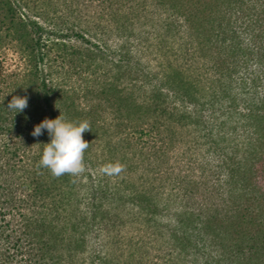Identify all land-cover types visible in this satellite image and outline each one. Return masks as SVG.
Segmentation results:
<instances>
[{
  "label": "trees",
  "instance_id": "obj_1",
  "mask_svg": "<svg viewBox=\"0 0 264 264\" xmlns=\"http://www.w3.org/2000/svg\"><path fill=\"white\" fill-rule=\"evenodd\" d=\"M97 10L70 23L42 0H0V59L6 49L19 57L15 68L0 60V264L58 263L55 191L71 186L37 169L51 137H34L35 126L88 121L87 170L117 148L96 134L104 113L153 116L207 139L171 140L203 181L198 214H174L183 229L168 264H264V0H98ZM127 77L147 81L144 100L118 84ZM13 96L28 98L23 112L7 108Z\"/></svg>",
  "mask_w": 264,
  "mask_h": 264
},
{
  "label": "rangeland",
  "instance_id": "obj_2",
  "mask_svg": "<svg viewBox=\"0 0 264 264\" xmlns=\"http://www.w3.org/2000/svg\"><path fill=\"white\" fill-rule=\"evenodd\" d=\"M42 2L48 15L62 17L65 22L82 20L83 24L99 16L98 0ZM135 31L131 41L138 38L139 30ZM130 48L135 59H143V54L137 55L139 47ZM6 53L0 60L15 68L18 55L11 49ZM146 82L127 77L118 84L144 100ZM112 115L104 113L100 123L103 129L100 127L96 134L101 140L113 135L110 138L116 140L115 154L93 157L90 168L79 178L69 176L71 189L55 191L62 201L49 247L56 254L57 264H168L179 252L178 242H172L173 233L179 235L183 229L178 224L180 217L174 214L183 213L185 208L195 209L194 214H198V184L203 181L198 161L193 164L183 146L171 140L207 139L193 128L175 131L153 116L115 120ZM90 139L97 140L95 132ZM117 162L125 165L121 174L107 176L100 172L105 164ZM188 193V201L181 200Z\"/></svg>",
  "mask_w": 264,
  "mask_h": 264
},
{
  "label": "clouds",
  "instance_id": "obj_3",
  "mask_svg": "<svg viewBox=\"0 0 264 264\" xmlns=\"http://www.w3.org/2000/svg\"><path fill=\"white\" fill-rule=\"evenodd\" d=\"M28 107V98L13 96L8 104L9 110L23 112ZM47 130L51 142L45 144L43 154L37 163V169H48L53 177L59 178L69 175L79 178L85 171L84 153L89 143L84 140L83 134L92 131L88 121H66L62 115L56 119H45L36 125L32 135L39 137ZM125 170V165L108 163L102 166L100 172L107 176H117ZM75 182V179L73 180Z\"/></svg>",
  "mask_w": 264,
  "mask_h": 264
}]
</instances>
